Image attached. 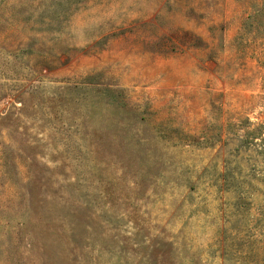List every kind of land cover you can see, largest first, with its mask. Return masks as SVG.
I'll use <instances>...</instances> for the list:
<instances>
[{
    "label": "rangeland",
    "instance_id": "obj_1",
    "mask_svg": "<svg viewBox=\"0 0 264 264\" xmlns=\"http://www.w3.org/2000/svg\"><path fill=\"white\" fill-rule=\"evenodd\" d=\"M0 264H264V0H0Z\"/></svg>",
    "mask_w": 264,
    "mask_h": 264
}]
</instances>
